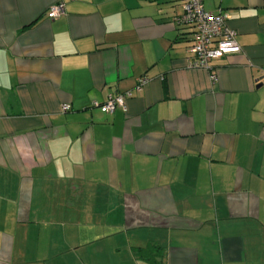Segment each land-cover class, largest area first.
Here are the masks:
<instances>
[{"label": "crops", "instance_id": "0c3cea01", "mask_svg": "<svg viewBox=\"0 0 264 264\" xmlns=\"http://www.w3.org/2000/svg\"><path fill=\"white\" fill-rule=\"evenodd\" d=\"M182 2L0 0V264H264V0L209 70Z\"/></svg>", "mask_w": 264, "mask_h": 264}, {"label": "built area", "instance_id": "2783aa9c", "mask_svg": "<svg viewBox=\"0 0 264 264\" xmlns=\"http://www.w3.org/2000/svg\"><path fill=\"white\" fill-rule=\"evenodd\" d=\"M182 6L183 13L175 19V22L189 26L193 31L188 58L190 68L209 70L212 61L240 51L234 34L226 27V15L210 12L205 6V0H183ZM62 13L63 6L54 5L50 7L46 16L53 19ZM211 79L214 80L215 76L211 75ZM146 83L145 78H139L134 90L140 92ZM131 94L130 91L112 93L105 102L94 101L91 106L99 108L106 114H112L117 108L126 109V100ZM69 109L68 105L61 106L62 113Z\"/></svg>", "mask_w": 264, "mask_h": 264}, {"label": "trees", "instance_id": "16d2710c", "mask_svg": "<svg viewBox=\"0 0 264 264\" xmlns=\"http://www.w3.org/2000/svg\"><path fill=\"white\" fill-rule=\"evenodd\" d=\"M146 252L147 251L138 250V251H135L134 253H135V255H137L141 259L150 260V256H148V254Z\"/></svg>", "mask_w": 264, "mask_h": 264}]
</instances>
